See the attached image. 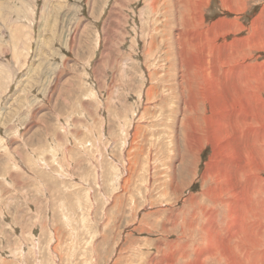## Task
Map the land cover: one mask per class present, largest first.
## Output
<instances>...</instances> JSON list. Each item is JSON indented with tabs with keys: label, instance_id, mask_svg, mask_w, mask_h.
I'll use <instances>...</instances> for the list:
<instances>
[{
	"label": "rangeland",
	"instance_id": "obj_1",
	"mask_svg": "<svg viewBox=\"0 0 264 264\" xmlns=\"http://www.w3.org/2000/svg\"><path fill=\"white\" fill-rule=\"evenodd\" d=\"M0 264H264V0H0Z\"/></svg>",
	"mask_w": 264,
	"mask_h": 264
},
{
	"label": "bare ground",
	"instance_id": "obj_2",
	"mask_svg": "<svg viewBox=\"0 0 264 264\" xmlns=\"http://www.w3.org/2000/svg\"><path fill=\"white\" fill-rule=\"evenodd\" d=\"M220 128V127H219ZM234 154V153H233ZM226 174V173H225ZM228 174V173H227ZM228 179V178H227ZM213 240V239H212Z\"/></svg>",
	"mask_w": 264,
	"mask_h": 264
}]
</instances>
